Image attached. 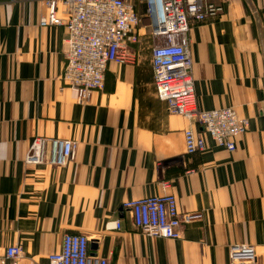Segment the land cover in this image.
Here are the masks:
<instances>
[{
	"label": "crops",
	"instance_id": "crops-1",
	"mask_svg": "<svg viewBox=\"0 0 264 264\" xmlns=\"http://www.w3.org/2000/svg\"><path fill=\"white\" fill-rule=\"evenodd\" d=\"M204 1L221 9L190 24L197 103L232 107L248 127L233 151L206 137L187 154L183 131L199 128L157 97L147 27L131 61L109 62L103 88L80 103L61 79L66 29L39 25L44 0H0V253L19 243L17 264H48L65 233H83L106 264H229L234 243L264 264V0ZM37 136L75 141L73 158L26 164ZM164 193L201 213L176 239L144 235L122 208ZM115 219L120 229L105 230Z\"/></svg>",
	"mask_w": 264,
	"mask_h": 264
},
{
	"label": "built area",
	"instance_id": "built-area-1",
	"mask_svg": "<svg viewBox=\"0 0 264 264\" xmlns=\"http://www.w3.org/2000/svg\"><path fill=\"white\" fill-rule=\"evenodd\" d=\"M44 4L47 12L40 17L39 25L66 29L61 79L75 92L78 102L86 103L93 91L103 88L109 62L131 61L130 46L139 45V27L143 24L153 43L150 61L157 97L166 102L168 112L194 121L199 128L184 129L185 152L203 151L206 137L228 151L235 149V139L247 130V118L239 117L232 107L201 108L192 77L190 24L216 16L221 7L204 0H44ZM58 4L64 17L57 13ZM142 5L143 12H138L137 6ZM75 144L71 139L34 137L24 162L63 166L73 158ZM122 208L130 212L136 230L152 237L179 238L183 223L201 217L199 211L180 212L173 193L132 199ZM120 227L118 219L104 225L105 230ZM87 242L86 234L65 233L60 250L48 254V264H106L105 259L88 252ZM21 256L19 243L9 245L0 253V264H17ZM228 263L257 264L254 245H230Z\"/></svg>",
	"mask_w": 264,
	"mask_h": 264
},
{
	"label": "rangeland",
	"instance_id": "rangeland-1",
	"mask_svg": "<svg viewBox=\"0 0 264 264\" xmlns=\"http://www.w3.org/2000/svg\"><path fill=\"white\" fill-rule=\"evenodd\" d=\"M148 41H149V47L151 48V45H152L153 43H152V41L150 40V38H149Z\"/></svg>",
	"mask_w": 264,
	"mask_h": 264
}]
</instances>
